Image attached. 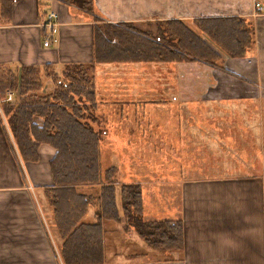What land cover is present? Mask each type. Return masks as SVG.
<instances>
[{
    "label": "crops",
    "instance_id": "1",
    "mask_svg": "<svg viewBox=\"0 0 264 264\" xmlns=\"http://www.w3.org/2000/svg\"><path fill=\"white\" fill-rule=\"evenodd\" d=\"M182 1H177L175 7H182V10L188 7ZM149 2V5L140 6L138 12L137 8L132 9L135 0H95V14L75 8L66 0H13L10 4L11 10H4L0 2V66L11 67L20 73L22 66L44 68L49 65L54 71L61 73L69 64L93 62L94 16L110 23L142 22L145 26H150L155 21H187L183 20L186 18L183 12L158 17L157 12L153 13V5ZM256 2L263 4L264 8V0H192L194 6H190L193 11L189 18L193 22L199 18L210 17L244 18L254 32L253 47L243 59L233 60L228 57L227 66L231 68L238 62L235 66L240 65L239 69L243 74L254 73L264 82V10L258 11ZM52 10L59 15V41L45 47L43 43L47 32L42 23L46 14ZM136 63L142 62L95 64L98 107L110 102L99 99V76L101 78L106 74L112 77L113 72L107 71L113 67L121 69L120 65ZM121 78L122 80L112 78L110 81L118 84L112 87L109 84L108 88L110 97H118L114 99L117 103L124 101L119 99L122 95L115 92L120 90L119 83H136L135 79ZM222 81L218 80L216 85L225 86ZM50 89L52 86L49 83L44 90ZM10 91L14 92V99L18 100V92ZM105 98L107 97L102 99ZM134 115L116 114L112 117L115 121L114 135L119 134L114 143L119 145L116 148L122 152L137 150L138 142L140 147L142 143L147 147L149 134L160 137L164 136L163 132L167 134V129L161 131L164 126H161L160 133L152 128V114H139L135 119H142L145 133H137L132 140L134 128L131 127V120ZM228 115L223 116L227 119ZM263 116L264 114H259L255 118L263 119ZM250 117L252 118L251 115L248 116ZM169 118L171 116L165 114L164 119L167 121ZM166 121H163L165 125ZM255 128H246L242 134L260 136L259 139L255 138L260 143L255 146L259 151L253 157H249L246 151H241L237 162L232 160L231 145L220 143L219 148L217 144L211 147L213 153L208 164L194 162L193 169L190 170L182 161L175 164L173 160L163 159V146L169 150L167 141L163 145L164 138L161 139L159 151L163 166L160 175L154 176L155 173L150 170L143 174V171L130 164L131 158L126 153H123L122 160L125 164H130L126 167V172L130 171L128 175L132 179L121 181V170L117 164L103 166H115L118 169L116 197L122 219L120 223H104V233L106 225H111L115 236L122 231L124 238L121 241H116L120 237L115 240L120 245L113 241L111 257L106 255L105 242V261L100 264H264V131L261 132L258 128L255 133ZM214 130L208 134V141L212 136H217L218 132H213ZM227 130L232 131L225 127L218 129L225 133ZM231 137L230 135L227 138ZM39 152L38 162L24 161L14 137L0 116V264H66L60 252L61 240L55 226L54 211L46 192V188L52 184L49 163L56 151L50 145L42 144ZM131 182L142 186L146 220L182 221V249L157 251L147 246L143 240L130 236L132 229L136 230L126 225L121 202V183ZM36 187L37 191L34 189ZM80 190L94 199L83 221L95 223L101 214L98 199L101 188L98 185L84 186ZM122 224L127 226L125 230L121 228ZM55 233L59 240L54 237ZM122 242L131 248L130 253L121 249ZM122 254H127V257H121Z\"/></svg>",
    "mask_w": 264,
    "mask_h": 264
},
{
    "label": "trees",
    "instance_id": "2",
    "mask_svg": "<svg viewBox=\"0 0 264 264\" xmlns=\"http://www.w3.org/2000/svg\"><path fill=\"white\" fill-rule=\"evenodd\" d=\"M0 2L4 10H11L13 0ZM66 2L85 12H96L95 0ZM93 20L94 61L89 64H69L61 73L49 65L44 68L22 66L20 73L0 66L1 104L22 159L38 162L42 144L56 151L49 163L52 184L46 192L66 264L103 263L104 223L122 221L116 197L118 169L103 167L102 133L84 121L88 104L98 106L89 70L101 62H179L185 57L216 65L220 57L207 40L233 58H245L254 42L250 24L237 16L199 18L194 21L195 29L180 20L161 21L158 35L149 40L128 30L145 36L150 34L137 30L133 23H110L97 16ZM50 77L54 86L45 91L44 80ZM8 90H17V103L6 100ZM96 185L101 188L98 198L101 214L97 222L85 223L83 218L94 199L80 189ZM121 202L126 224L134 228L146 244L154 250L182 249V221L146 220L139 183H121Z\"/></svg>",
    "mask_w": 264,
    "mask_h": 264
},
{
    "label": "rangeland",
    "instance_id": "3",
    "mask_svg": "<svg viewBox=\"0 0 264 264\" xmlns=\"http://www.w3.org/2000/svg\"><path fill=\"white\" fill-rule=\"evenodd\" d=\"M149 1H151L153 5V13L157 12L158 17H166L183 12L186 17L183 20L187 21L182 22L195 28V22L189 18L193 11V7L190 6H194L192 0H135V5L132 9L137 8L139 12L140 6H144L145 4L149 5ZM177 1L187 3L188 7H184L183 10L181 9L182 7H175ZM261 5L263 6V4ZM74 7L77 8L76 6ZM158 22L161 21H155V23L150 26H145L142 22H133L137 30L142 32H146L147 30L151 35L148 34L145 36L130 28L128 30L132 33H136L137 36L146 37L147 40L150 38L153 39L152 36L158 35ZM157 40L159 39L157 38ZM114 42L116 43L118 41ZM206 43L213 47L218 57H220L216 65L202 63L197 60H189L185 57L184 60L179 62H142L120 65L121 69L113 67L112 70L107 71V73L113 72L112 77L104 74L106 72H103L104 75H102L101 78L99 76V99L110 100V102L101 107H95L96 105L92 103L88 104L90 107L85 115L87 119H84V121L89 126L102 133L101 150L103 152V166L117 164L121 170L119 173L121 181L132 179L128 175L130 171H128V173L126 172V167L130 164H133L132 166L143 171V174H147L150 170L155 173L154 176L160 175L159 172L163 169V166L161 165L162 160H160L161 154L159 151L160 145H162L161 139L164 138L163 145L164 142L167 141L166 145L169 147V150H166L163 146V159H168L169 161L173 160L175 164L182 161L185 167H189L190 170L193 169L192 166L194 162H199L200 164L204 162V164H208L213 153L211 147L215 144H217V148H219L220 143H226L227 146L230 144L232 147V160L236 162L241 151H243V153L247 152L249 157L255 156L259 151L256 150L255 146H259L260 143L256 142L255 138L259 139L260 136L255 134L254 137L252 134H242V131L246 130V128H255L258 123L259 125L254 129L255 133H257L258 128L261 132L264 131V116L263 119L256 120L255 118L259 116V114H264V82L254 73L249 72L243 74L239 69L241 66H235L239 64L238 62H236V64L234 62L235 65L233 64V67L228 68V54L224 52L222 48H219V46L212 44L209 40H207ZM184 56H187V54L184 53ZM243 58L244 57H229V59L233 60H240ZM95 73V68L88 72V76L90 79L92 78L94 86ZM121 76L127 77L130 80L135 79L136 83L135 85L133 83H130V85L123 84V81L119 83L118 88L120 90H116L115 92H117V95H122V98L119 99L124 101L117 103L114 99H118V97H110L108 88L109 84L111 87L118 84L110 81L112 78L122 80ZM216 78L218 80H223L221 83L225 86H217L218 80ZM63 80L66 79L64 78ZM44 83L46 86H48L49 83L50 86H54L52 77L45 79ZM124 91L129 93H124ZM105 96L107 98L102 99ZM113 100L114 102H112ZM11 102L17 103V99H13ZM1 107H3V105ZM2 112L3 114H0V116L6 127H8L10 134H12L8 116H6L3 108ZM116 114H135L131 120V127L134 128L131 134L132 140L137 133H145V126L141 124L142 119H135L139 114H152V128L155 132L160 133L161 126H164V130L161 131H166L167 129V134L163 132L162 134L164 136H161L162 138L159 135L149 134L146 140L147 147L144 146L146 145L145 143H142L143 145L140 147V143L134 140L135 143H137L138 149L130 152H122L117 149L119 145L114 143L116 137L119 136L118 133L114 135L115 121L112 117ZM165 114H169V117L171 116L167 121L164 119ZM224 114H229L227 119L223 116ZM249 115H251L252 118H248ZM218 116L219 118H217ZM163 121H166V125ZM220 122H223V124ZM261 123L263 125H260ZM220 127H225V129L230 128L232 131L227 130L226 133L225 131H218ZM213 129H215L218 134L217 136H212L208 141V134L211 133ZM215 130L213 132H215ZM230 135L232 137L228 139L227 137ZM224 138L228 140L224 141ZM261 148L262 147H259V149ZM123 153L130 156V164H125L123 162ZM238 161H241V159ZM148 179L151 180V178ZM34 189L37 191V187ZM42 220L45 222L43 216ZM126 225L124 226V224H122L121 228L125 230L127 227ZM105 228L104 242H106V255L111 257L114 246L113 241L115 244H119L116 241H121L122 238H124V234L122 231H119L121 234H116L115 236L111 225H106ZM130 236H134V238H138L142 241L140 236L133 229ZM54 237L58 239L57 235ZM118 237L121 239H117ZM122 243L121 249L130 253L131 248H129L126 243ZM147 246L149 245L147 244ZM121 257L126 258L127 254H122ZM114 258L117 257L115 256Z\"/></svg>",
    "mask_w": 264,
    "mask_h": 264
},
{
    "label": "built area",
    "instance_id": "4",
    "mask_svg": "<svg viewBox=\"0 0 264 264\" xmlns=\"http://www.w3.org/2000/svg\"><path fill=\"white\" fill-rule=\"evenodd\" d=\"M255 7L258 11L263 10V6L259 3H255ZM42 26L46 29V37L43 45L45 47H49L54 43L59 41L58 33H59V15L56 11L52 10L46 14L45 21L42 23ZM14 99V92L8 90L7 91V100L11 101ZM0 114H3L2 107L0 103Z\"/></svg>",
    "mask_w": 264,
    "mask_h": 264
}]
</instances>
